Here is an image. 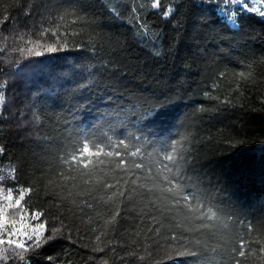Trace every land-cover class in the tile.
I'll list each match as a JSON object with an SVG mask.
<instances>
[{
	"label": "trees",
	"instance_id": "trees-1",
	"mask_svg": "<svg viewBox=\"0 0 264 264\" xmlns=\"http://www.w3.org/2000/svg\"><path fill=\"white\" fill-rule=\"evenodd\" d=\"M152 2L0 0V206L28 189L8 217L46 225L25 262L4 245L0 264H193L179 254L189 245L197 264H264V17L224 0H162L165 18ZM162 106L163 124L152 118ZM85 137L140 153L120 167L65 163ZM173 141L187 201L164 191L165 175L177 179L163 168ZM240 236L243 258L231 251Z\"/></svg>",
	"mask_w": 264,
	"mask_h": 264
},
{
	"label": "snow or ice",
	"instance_id": "snow-or-ice-1",
	"mask_svg": "<svg viewBox=\"0 0 264 264\" xmlns=\"http://www.w3.org/2000/svg\"><path fill=\"white\" fill-rule=\"evenodd\" d=\"M225 4H232L240 9V13L244 11L248 12H254L258 13L261 17H264V10L261 9L260 6L257 5H264V0H224ZM252 4V6H250ZM151 8L153 10H159V12L162 14L163 17L167 18L171 15L172 9L168 8L165 10L162 8V0H153L151 3ZM228 21L231 23L233 27H238V13L236 11H233L230 16L227 17ZM54 35L59 37V32H55ZM61 48L64 47V45L60 46ZM59 49L55 45H48L45 47L44 51L49 53L57 52ZM4 49H0V57L3 56ZM21 52H24L25 49H20ZM27 52L29 55H35V56H41L43 55L42 52L35 51L34 47L27 49ZM18 63V62H16ZM20 68H15V72H19ZM3 68H0V74L3 73ZM14 74V73H12ZM241 76L244 74L241 73ZM4 84H0V105H2L5 102V95L3 92ZM167 116V113L164 111L163 106L158 110L155 111L152 115V118L156 121H159L161 124L165 122V118ZM90 143L92 144V147H90ZM112 148L113 150H106V148ZM123 147L124 149H127L128 145L125 144L124 140H120L118 144H111L105 145L103 141H97V140H89L87 137H85L83 146L79 150L78 153H73L69 159H65V163L69 164H78L82 165L84 168H88L89 165L92 163V160L89 159L90 157H117L121 158L119 160L118 167L125 165V160L122 158L123 155L128 156H136L140 153V149H136L135 152H125L122 153L119 149ZM178 147V141H173V154H167L164 157V161L171 162V166L169 164H163V168L167 172H172L173 167L176 168V172L173 173V176H175L176 182L173 181V179H170L169 176L165 175L163 177L164 182L171 185V187H167L164 189L167 193H171L174 196L175 195H181L182 199L184 201L188 200V195H183V188L187 186L189 183L188 179H185L181 172V163L182 161L177 158L176 148ZM2 151V149H0ZM163 163V162H162ZM136 168L143 167L142 164L137 163L135 165ZM183 180L184 183L181 184L179 181ZM135 183V181H132ZM107 188H112L114 185H105ZM28 189H24L20 192V198H17L15 200V203H8L7 206H0V233H6L7 239H5L2 235H0V246L7 245L10 249H13L15 252V256L19 259L21 262H25L26 257L25 253L29 252L32 248H40L46 241L44 240L45 231H46V225L45 223H37L34 226L28 224L26 214H21L19 221L17 220H10L8 217L9 209H15L17 206H21V199L24 197L25 192H27ZM119 195H124L123 192H120ZM5 200L11 202L13 200L12 190H8V195L4 197ZM111 199V197H109ZM176 204H179L180 201L176 200ZM90 206V205H89ZM40 216L39 213H32V219L36 220ZM112 220H115V216H113ZM17 224H19V227H17ZM9 226L11 227V231L8 230ZM201 227H207V225H201ZM199 229H196L195 231H198ZM253 227L251 224L248 225V231H253ZM53 234L57 232V229H52ZM54 238V235H50L47 237V240H51ZM99 239V238H98ZM172 239H176L175 236L172 237ZM235 239V237H234ZM194 245H200L201 241L198 239L193 240ZM246 244V240L243 236L239 237V248H232V252L236 253L238 257L243 258L246 255V252L244 251ZM260 251L264 252V247L260 249ZM180 255H187L190 256L193 260V264H197V260L199 259L201 252L198 247H192L191 245L187 246L185 248V251L182 253H179ZM0 259L3 261H8L9 256L4 254L3 250H0ZM51 259V257H49ZM236 264H241L240 259H236Z\"/></svg>",
	"mask_w": 264,
	"mask_h": 264
},
{
	"label": "rangeland",
	"instance_id": "rangeland-1",
	"mask_svg": "<svg viewBox=\"0 0 264 264\" xmlns=\"http://www.w3.org/2000/svg\"><path fill=\"white\" fill-rule=\"evenodd\" d=\"M257 6H260V5H257Z\"/></svg>",
	"mask_w": 264,
	"mask_h": 264
}]
</instances>
